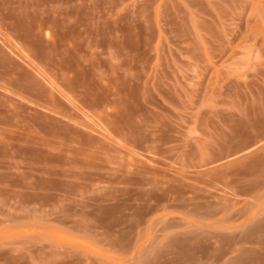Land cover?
<instances>
[{"label":"rangeland","instance_id":"rangeland-1","mask_svg":"<svg viewBox=\"0 0 264 264\" xmlns=\"http://www.w3.org/2000/svg\"><path fill=\"white\" fill-rule=\"evenodd\" d=\"M0 264H264V0H0Z\"/></svg>","mask_w":264,"mask_h":264}]
</instances>
